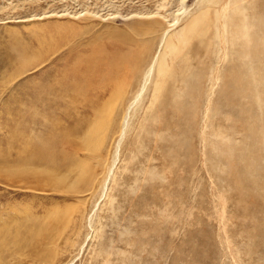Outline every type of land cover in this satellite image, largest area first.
I'll return each instance as SVG.
<instances>
[{
    "label": "rangeland",
    "instance_id": "1",
    "mask_svg": "<svg viewBox=\"0 0 264 264\" xmlns=\"http://www.w3.org/2000/svg\"><path fill=\"white\" fill-rule=\"evenodd\" d=\"M243 6L264 17V0H0V264H264V80L259 104L224 79L221 17ZM201 11L208 45L174 59L166 42ZM138 52L90 153L112 93L76 68ZM161 58L175 75L153 105Z\"/></svg>",
    "mask_w": 264,
    "mask_h": 264
},
{
    "label": "bare ground",
    "instance_id": "2",
    "mask_svg": "<svg viewBox=\"0 0 264 264\" xmlns=\"http://www.w3.org/2000/svg\"><path fill=\"white\" fill-rule=\"evenodd\" d=\"M235 1H239V0H235ZM227 9L228 7L224 8L226 12L228 11ZM246 11H247L246 7L243 6L242 9H236V7L235 9H231L229 12H227V15L226 14L223 15L222 13L223 15L221 17L222 19L221 22L223 24L222 29L225 36L228 38L230 44V52L228 53V59H229L228 65L229 64L231 65V66L229 65L230 69L228 68L229 70L227 69L228 71L224 73V79L227 80L226 82L228 83V88H231L235 91L237 90L244 91L248 94L251 93L253 95V98L251 99L250 97V99L255 100L254 99L255 96L256 99L258 100L257 102L259 103V101L261 100L260 99L261 92L259 91V88L263 85L262 83L264 80V17L262 16L259 19L257 18L258 20L254 18H249L247 15H245ZM213 25H214L213 22L210 20V17L205 11H201L195 14L194 16H192L191 19L187 21L183 29H181L178 33H176L175 36H172L171 38L168 39V41L166 42V51H168L170 56L173 57L174 59L177 60L179 58L180 61L184 60V57L186 55V49L193 41L199 40L200 43L204 42L205 46L208 45L209 43L208 40L210 39L208 36L211 30L213 29ZM154 29L155 28L153 27V25H148V26L145 25L142 26L140 30L144 31L145 33H152L154 32L153 31ZM131 54L132 55L121 56V58L116 57L113 60L110 59L111 57H106L104 53L102 55H100V53H97L96 56L92 57L86 62L80 61L79 68L78 67L76 68L79 70L80 68L86 66L84 71L87 74L91 71L92 68H94V71H101L102 75L104 76L107 75L109 77V88L112 93V99L110 100V102L112 101L113 102L104 107V110H102L100 113L102 115L101 116L99 115L100 118L96 119L97 121L94 124H92L91 127L89 128L90 129L89 132L85 133V137L83 139L84 142L83 146L86 150L90 151V153L100 150L99 148L103 144L106 135L110 130L111 121H112L111 117L113 115L112 111L113 109H115V107H117V104H119V102L126 97L125 94L129 90L128 88L131 78L132 77L136 78L137 76L136 75L137 68H138V64L141 61L143 52H138V54L136 53H131ZM257 55L260 58H258ZM254 59L256 61L258 59L259 62L258 61L256 62ZM171 69L172 68H170L169 65H167L164 58L159 59L158 69H157V75H158L157 78H159V82L158 84H156L157 86L155 88V94H158V98L157 99L155 98L156 100L155 102H153V105L156 104V101L159 100L161 92L163 91V89L166 88L169 80H171V78L174 77L175 74H173ZM195 78L198 79L199 77L196 76ZM184 103L186 105H196L195 103L189 102L187 100L184 101ZM258 103L257 105L260 104ZM108 109H110L111 111ZM230 149L228 151H230ZM229 153H231V151ZM77 166L79 169H81L80 171H82L79 180L82 179V181H84L83 180L84 174L87 172L88 167H86L85 164H81V163H79ZM45 172H47V170H45ZM49 174L50 171L45 175H49ZM86 179L89 180V177ZM68 212L56 214L54 219H56V222L57 221L59 222L60 220L62 221V219L64 220V217L68 215Z\"/></svg>",
    "mask_w": 264,
    "mask_h": 264
}]
</instances>
